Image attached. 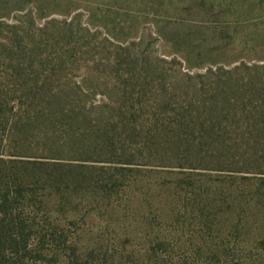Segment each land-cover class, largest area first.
<instances>
[{"label": "rangeland", "instance_id": "1", "mask_svg": "<svg viewBox=\"0 0 264 264\" xmlns=\"http://www.w3.org/2000/svg\"><path fill=\"white\" fill-rule=\"evenodd\" d=\"M249 1V9L233 13L193 8L188 0H126L118 5L113 0H0V91L10 104L2 105L6 116L17 108L13 93L67 83L91 96L88 105L97 108L93 115L101 112L111 119L119 136L111 152L97 149L94 156L47 159L51 154L40 152L34 142L28 151L9 147L0 124V159L18 161L0 163V171L29 176L13 212L35 225L31 235L41 232V240L27 239V254L5 242L8 264L63 263L72 249L79 256L87 251L123 254L134 262L151 255L146 264H234L240 253L222 254L218 248L229 252L236 243L264 264V244L258 243L264 241V167L259 166L264 144L257 162L240 161L245 141L253 136L248 128L256 118L251 108L255 113L253 107L264 100V87L242 92L248 109L243 116L229 109L238 115H229L224 124L229 131L214 140L230 143L218 166L211 158L217 156L214 147H198L207 133L196 121L193 97L185 92L208 83L200 76L210 69L217 79V68L233 70L242 63L264 79V0ZM104 12L130 17V30L114 34L104 26ZM38 28L47 33L42 42ZM86 29L88 37L79 33ZM68 35L78 45L67 43ZM10 36L22 46L14 55ZM126 36L123 44L117 41ZM57 43L67 47L52 49ZM71 46L77 48L72 53ZM247 74L242 67L233 72L243 78ZM259 137L264 140V133ZM50 175L59 178L57 186L48 185ZM9 182L3 180L1 187ZM215 245L217 253H206ZM11 251L19 253L11 256ZM37 255L42 262L33 259Z\"/></svg>", "mask_w": 264, "mask_h": 264}, {"label": "trees", "instance_id": "2", "mask_svg": "<svg viewBox=\"0 0 264 264\" xmlns=\"http://www.w3.org/2000/svg\"><path fill=\"white\" fill-rule=\"evenodd\" d=\"M113 1L118 5L126 0ZM171 2L172 1H170V3ZM250 2L251 1L249 0H188V4L193 8L201 6L210 9L217 8L224 10V12L233 13L246 11L251 6ZM102 18L103 20L107 19V25L104 26H111L114 34L118 32L119 34H122L123 31L130 30L128 27L130 17H122L119 13L110 14L108 12H104ZM79 33H81L84 37H88L90 35L89 29ZM14 34L16 33L13 32L12 36H15ZM12 36L9 37V40H11V42H15V46L11 49V53L14 55L17 54L15 51L19 50L20 52V50H22V46H20L21 43L19 41H14V37ZM109 36L112 37V34L109 33ZM26 37H29L27 40L31 41L30 39H32V37L30 33ZM46 37L47 33L44 31V28H38L39 41L42 42ZM127 37L128 36L123 37L122 39L121 37L117 38V41L120 44H123V42L127 40ZM72 38L70 39V35H68L65 39L69 40L67 43H70V45H72L71 43L78 45V42H73ZM33 44V41H31L28 46H32ZM57 45L59 46V48L56 49L58 51H60V47H67L66 45L60 46V43H57L51 45V48L55 49ZM76 49L77 48L74 46H71L69 52L72 53ZM115 60L117 63L119 62L118 58ZM241 67L249 71L246 78L233 75V72L235 73L236 71H239ZM216 71L219 72L217 79L213 78L215 72L213 69H210L207 75L200 76L201 79H206L208 83H205L206 81H204L196 85L194 84L189 89H186L185 92L187 96L193 97L192 103H194L196 109L195 112L197 113L196 121L201 123V130L203 129L202 131L207 133V136L201 137V142L200 144L198 143V147L201 149H205L206 147L212 149V147H214V152L217 154V156L215 155L217 161L213 155L211 158H213L212 162L218 166L221 162L220 158L223 156L222 152H226V148L229 147L230 144L227 140L221 142L220 145L216 144L219 142L217 141L220 135L219 133L229 131V124L224 127V124L228 123L229 115H234V117L238 115L234 114V110L229 112V109L234 108L236 109L235 112H241V115L243 116L245 111L248 109L245 104L246 95L242 92L264 87V79L255 73H250L254 71V69L246 67L244 63L235 67L233 70L225 71L223 68H217ZM174 85L176 86L175 90H177L179 85L177 83ZM230 92L236 94L235 99L227 98V94ZM3 96L7 95L1 93L0 91V124L4 125L3 140L8 143L9 147L13 145L14 148L16 146L20 150L28 151L34 142L39 147L40 152L51 154L49 155L50 157H47V159H75L76 157H69L70 154H74V156H82V154L94 156L97 154V149H101V152L105 149L111 152V147H113L114 143L117 142V139L119 138L116 134L118 127L113 125V121L111 119L109 120L106 118L101 112L93 115V109L96 110L97 108L89 107L88 102L91 100V96L81 91L77 92L75 88L69 86L67 83H65L62 87L53 90H48L45 85H43L40 88L36 87L30 91H26L20 96L18 93H13L12 97L14 98L17 108L16 110H11V116H6L7 113L5 114L2 109L3 104L9 103L7 102V97L5 100L3 99ZM216 96H218V102L215 99ZM241 102L244 107H241ZM7 105L9 106L10 104ZM253 108L255 113L252 108L251 113L253 115L255 114L256 118L254 123L248 127L253 136L244 143L246 148L240 160L241 164L248 161L252 163L257 162L259 147L264 144V140L259 137L260 134L264 133V100L260 102L258 107L254 106ZM105 120H107V123ZM213 135L216 136L215 139L213 138ZM214 140L217 142H214ZM100 158L102 160L101 162L109 161L108 158ZM17 162L18 161L16 160L5 161L4 159H0V163H3L4 165L15 164ZM21 162L22 163L20 164L22 165H34L33 163L26 161ZM259 166L264 167V161H262ZM239 169L245 170L242 167ZM13 170L14 169H12V171L11 169L0 171V264H8V262L4 259V255L7 252V249L4 250L5 242H9L11 245L13 244L15 249L17 248L18 251L22 250L23 253L27 254L30 252L27 251V239L32 238L33 236H38L41 240V232H36L34 235L30 234L35 225H29L27 219L22 217V213H17V215H15L13 212V203L18 199V197L19 199L20 196L23 197V186L25 185L24 180L29 178V176L26 177L20 175V172H15ZM16 171L18 170L16 169ZM260 172H264V170H260ZM2 173H4V178L1 177ZM30 178H33V176H30ZM73 179L75 178L73 177ZM3 180L6 182L12 181L9 182L5 188H2L1 186H3ZM46 180L48 185H52L53 187L59 184L57 183L59 178L52 175L48 176ZM73 182L77 183V179L73 180ZM14 186L15 191H10L11 187ZM23 200H25V198H23ZM13 236H17L18 240H14ZM246 237H248V240L251 239L248 235ZM258 241V243H262L261 246H263L264 241L260 242L259 239ZM217 247L218 245H215V248L208 247L206 253L209 255L217 253ZM256 249L259 250L260 248L257 247ZM218 250L217 251L222 254H230L231 251L239 252L240 255H235V258H233L232 262L234 264H257L256 261L249 257L251 254L248 255L247 251H245L244 247H242L240 243L234 244V247H232L229 252L225 251V248H218ZM12 251L11 256H17L19 253L18 251ZM36 252L38 254H42L43 250H36ZM88 252L89 251H87L86 254L79 256V252L76 249H72L68 254V260L63 263H58L57 261L53 264H146L147 262L150 263L152 261L151 255H146L145 258L143 257L142 259H137L134 262L131 257L124 259L123 254L120 255L123 257L121 258L115 255L108 256V253H103L104 255H96L95 251H91L92 253ZM213 257L217 258L216 255ZM33 259L42 262L39 255ZM183 264L188 263L185 262Z\"/></svg>", "mask_w": 264, "mask_h": 264}]
</instances>
